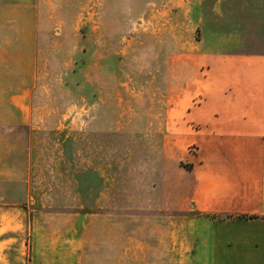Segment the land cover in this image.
<instances>
[{
  "label": "crops",
  "instance_id": "crops-1",
  "mask_svg": "<svg viewBox=\"0 0 264 264\" xmlns=\"http://www.w3.org/2000/svg\"><path fill=\"white\" fill-rule=\"evenodd\" d=\"M39 3L0 0V146L24 148L0 168V200H29L30 264H264V0H188L169 86L178 122L151 196L118 204L108 187L59 208L30 196ZM21 249L0 234V264H23Z\"/></svg>",
  "mask_w": 264,
  "mask_h": 264
},
{
  "label": "rangeland",
  "instance_id": "rangeland-1",
  "mask_svg": "<svg viewBox=\"0 0 264 264\" xmlns=\"http://www.w3.org/2000/svg\"><path fill=\"white\" fill-rule=\"evenodd\" d=\"M187 12L188 0H40L38 27L47 33L31 98L33 199L75 207L108 198V187L118 204L151 196L166 127L178 122L169 86L173 57L190 38ZM20 150L0 146V168L16 169ZM24 191L17 187L16 202ZM1 203L0 234L30 264L29 200Z\"/></svg>",
  "mask_w": 264,
  "mask_h": 264
}]
</instances>
